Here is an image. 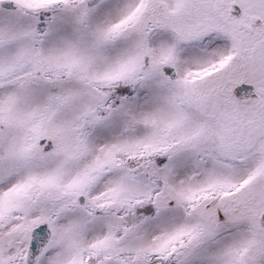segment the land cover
I'll list each match as a JSON object with an SVG mask.
<instances>
[{
	"label": "snow or ice",
	"instance_id": "1",
	"mask_svg": "<svg viewBox=\"0 0 264 264\" xmlns=\"http://www.w3.org/2000/svg\"><path fill=\"white\" fill-rule=\"evenodd\" d=\"M0 264H264V0H0Z\"/></svg>",
	"mask_w": 264,
	"mask_h": 264
}]
</instances>
